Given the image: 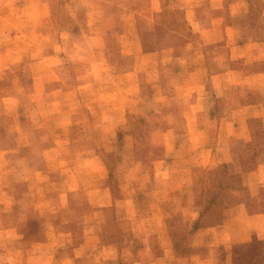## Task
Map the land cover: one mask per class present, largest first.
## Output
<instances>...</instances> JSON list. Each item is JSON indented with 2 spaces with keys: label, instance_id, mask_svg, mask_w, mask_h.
<instances>
[{
  "label": "rangeland",
  "instance_id": "374dc122",
  "mask_svg": "<svg viewBox=\"0 0 264 264\" xmlns=\"http://www.w3.org/2000/svg\"><path fill=\"white\" fill-rule=\"evenodd\" d=\"M254 37L264 0H0V264H264Z\"/></svg>",
  "mask_w": 264,
  "mask_h": 264
},
{
  "label": "crops",
  "instance_id": "0c3cea01",
  "mask_svg": "<svg viewBox=\"0 0 264 264\" xmlns=\"http://www.w3.org/2000/svg\"><path fill=\"white\" fill-rule=\"evenodd\" d=\"M216 17V16H215ZM215 19H221V17H216ZM220 25H222L221 22H215L214 25H209V27L207 28H203L201 30H199V33L202 37H204L205 41H209V42H214V41H217V40H223V39H226L227 37L228 38H231V44H234V43H237L235 40H233V34H230L225 30L224 32L221 30L218 32V28L220 27ZM219 33V34H218ZM257 38H252L251 41H249V45L254 48V52H258V51H263L264 52V39H261V40H256ZM239 44V43H237ZM236 70L234 68H228L226 70H219V71H216L214 72L212 75H211V78L214 79V85L218 88V89H222L223 87H227L226 84H232V82L227 79L228 77H230L232 74H235ZM255 75H256V79H254L253 81V85L256 86V87H259V86H263L264 85V68L263 69H259V70H255ZM227 80H229L227 82ZM264 94V93H263ZM245 107H252V108H257V109H261L262 110V113H260L261 115L264 116V99L262 100V98H258L256 101H254L253 103H249V104H245L244 106H242L241 108H237L236 110H242V109H245ZM258 115V113H257ZM255 114H252V113H249L246 115L247 116H257ZM233 133V127H232V131L230 132V134ZM250 175H251V180H253L252 183H250L251 185L252 184H257L259 187L260 186H264V160L258 162L257 166L255 169H253L252 171L248 172ZM252 194V193H251ZM254 196V195H253ZM256 202H260V201H256ZM258 214H261V212H255L254 213V216L253 217H256ZM249 226V229L251 230H254V231H258L259 227H258V224H254V223H251V224H247V227ZM2 230H4V232L6 233H9L10 235H7L5 241L8 242L10 239V236H13L15 238V240H20L22 237L20 236V238L18 239V235H17V230L15 227H5L3 228ZM15 231V232H14ZM264 232V228L261 227V234H263ZM254 234V233H253ZM258 238H262V236L260 234H258ZM10 243V242H8ZM27 247H29L28 245H26ZM26 246H17V247H11V248H8V252L9 254H15L19 251V248H21V251L23 254L27 253L28 256L27 257H34L35 254H33L32 256L29 255V252L30 250H27V247ZM19 247V248H18ZM144 248H148L147 245L143 246ZM97 252H103V251H107L108 253L110 252L111 250V246L109 245H104V244H97ZM110 249V250H109ZM32 253H39V252H36V250H33ZM146 254L148 256V250H146ZM96 255V253H95ZM39 259L41 257V254H39ZM37 263H39V260L38 261H35Z\"/></svg>",
  "mask_w": 264,
  "mask_h": 264
}]
</instances>
